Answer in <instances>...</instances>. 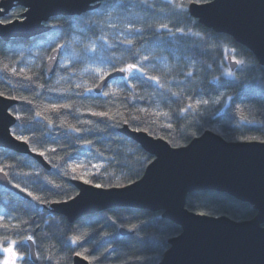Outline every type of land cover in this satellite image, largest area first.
Masks as SVG:
<instances>
[{"label":"trees","instance_id":"trees-1","mask_svg":"<svg viewBox=\"0 0 264 264\" xmlns=\"http://www.w3.org/2000/svg\"><path fill=\"white\" fill-rule=\"evenodd\" d=\"M209 1L105 0L80 16L53 19L51 32L34 40L55 37L62 55L70 56L68 65L52 76L45 69L47 55L38 63L30 60L34 41L0 40V92L16 97L11 113L20 117L12 133L28 137L31 149L44 152L51 166L46 170L30 156L0 149L2 172L28 196L0 186V246L16 241L19 264H72L78 253L90 264L162 260L169 240L182 230L159 212L115 208L70 223L48 209L77 195L71 180L111 188L143 176L154 158L120 133L124 125L173 147L186 146L207 130L229 142H264V66L231 36L217 34L190 16L192 2ZM23 12L17 8L2 22L21 18ZM229 56L243 62L235 71ZM129 63L142 66L144 74L126 72L118 89L110 83L101 94L94 92L101 81L95 69L110 73ZM205 100L207 104H197ZM53 104L71 107L54 111L49 107ZM74 165H79L75 172ZM186 208L240 222L256 215L250 204L215 191L189 194ZM121 229L132 233L122 235ZM28 236L33 237L36 263L30 258ZM2 258L0 252V264Z\"/></svg>","mask_w":264,"mask_h":264},{"label":"water","instance_id":"water-1","mask_svg":"<svg viewBox=\"0 0 264 264\" xmlns=\"http://www.w3.org/2000/svg\"><path fill=\"white\" fill-rule=\"evenodd\" d=\"M105 0H1L0 40L34 41L49 34V22L60 17L80 16L98 9ZM23 8L21 18L4 23L2 20L15 9ZM191 17L217 34L231 36L246 47L264 66V0H211L192 2ZM61 48L53 49L45 69L52 76L60 66ZM232 71L238 62L231 56ZM126 72L115 70L105 76L94 89L101 94L116 78ZM16 99L0 96V149L33 158L50 170V164L28 143L15 139L12 127L17 118L11 109ZM120 133L136 142L154 159L143 176L123 187L97 188L82 180H71L77 195L65 202H54L48 209L74 223L89 216L115 208H133L159 212L162 218L181 227V234L169 240V249L158 264H264V142H229L207 130L188 145L173 147L166 140L145 131L124 125ZM0 186L27 198L0 171ZM198 191L225 193L250 204L256 215L247 221L226 216L197 214L186 208L189 194ZM122 235L131 234L121 229ZM30 258L37 262L36 249L28 240ZM72 264H90L76 255Z\"/></svg>","mask_w":264,"mask_h":264},{"label":"snow or ice","instance_id":"snow-or-ice-1","mask_svg":"<svg viewBox=\"0 0 264 264\" xmlns=\"http://www.w3.org/2000/svg\"><path fill=\"white\" fill-rule=\"evenodd\" d=\"M162 27L163 28H167V25H162ZM125 43H127L128 45H131L133 42L131 40H128ZM94 50L95 49H93V51ZM148 59H149L148 56H144L143 57V60H148ZM238 63H243V62L242 61H238ZM5 68H7V65H5ZM114 70H118L120 72H127L129 74L136 73V72H139L141 74H144V72H145L144 68L142 66H140L139 64H136V63H129V64H127L126 67H122V68L114 69ZM20 71L21 72H24V69H21ZM12 72L14 74H16V69H12ZM107 75H109V74L108 73H102L101 76H100V79L101 80H104L105 76H107ZM228 75H231V73H228ZM25 78L28 79V80H31V77L30 76H26ZM147 79L148 80H151V81L158 82V78L157 77H154V76H148ZM41 87H43V85H41ZM77 87H80V85H77ZM87 91L90 92V91H92V89L89 88V89H87ZM3 95H4V93L3 92H0V96H3ZM104 95L105 96H108L109 93L105 92ZM9 98L16 99V97H9ZM200 103L207 104L208 101H206V100L205 101H197V104H200ZM49 107L52 110L55 111V110H59L60 108H69V107H71V105H68V104H62V105L53 104V105H50ZM141 111H143V109H141ZM39 115H40V113H37V116H39ZM92 115L104 117V116H108L109 113H107V112H93ZM19 118L20 117L17 116V119H19ZM169 127H171V125H169ZM136 130L138 131L139 129H136ZM77 131H78V129H77ZM15 139L20 140V141H23L25 143H27L29 141V138L26 137V136H15ZM33 151H35V149H33ZM52 151H55V149H52ZM39 155L44 156L45 153L44 152H39ZM77 167H79V165H74L73 166V169H72L73 172L76 171V168ZM0 171H3V169L0 168ZM5 175H7V173H5ZM84 182L85 183H89L88 180H85ZM95 186L97 188L102 187V185H100V184H96ZM17 187H19V185H17ZM28 194L30 196L32 195V193H28ZM36 199H39V197H36ZM201 214L203 215L204 213H201ZM27 239L29 241H31L33 239V237L28 236ZM77 239H79V238L78 237L77 238H74L73 242H75ZM15 246H16V241H11L10 242V245L8 247H4L3 248V251L5 253H9V257L4 260V264H15V260L16 259H20L19 253H17L16 251H14ZM78 255H80V253H78ZM84 258L85 259H88V257H84Z\"/></svg>","mask_w":264,"mask_h":264},{"label":"rangeland","instance_id":"rangeland-1","mask_svg":"<svg viewBox=\"0 0 264 264\" xmlns=\"http://www.w3.org/2000/svg\"><path fill=\"white\" fill-rule=\"evenodd\" d=\"M74 41L76 42V39ZM32 43L33 44L31 46V48H29V49L35 55V56L31 57V59H30L33 63L40 62L41 58L46 56V55H47V57H46V59H47L48 58V54L50 53L49 51H52L53 47H54V49L60 47L58 45L57 40H56L55 37H49L48 39H46L44 41H37L36 43L34 41ZM68 60H70V56L67 53L63 54L62 57H61L60 66H67L68 65ZM95 71L100 76H101L102 73H108V70L107 69H103V68H97V69H95ZM120 85H121L120 78H116L115 80H113L111 82L109 87L112 88V89H118L120 87ZM2 212L3 211H0V219L3 217V213ZM8 246H4V247H8ZM4 247L0 246V252L3 254V258H2L1 264H4V260L9 257V253H5L3 251ZM15 264H19V259L15 260Z\"/></svg>","mask_w":264,"mask_h":264},{"label":"flooded vegetation","instance_id":"flooded-vegetation-1","mask_svg":"<svg viewBox=\"0 0 264 264\" xmlns=\"http://www.w3.org/2000/svg\"><path fill=\"white\" fill-rule=\"evenodd\" d=\"M32 42V41H31ZM109 74V73H108Z\"/></svg>","mask_w":264,"mask_h":264}]
</instances>
